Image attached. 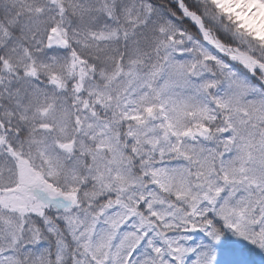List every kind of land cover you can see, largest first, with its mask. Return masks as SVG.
Returning a JSON list of instances; mask_svg holds the SVG:
<instances>
[{
	"label": "snow or ice",
	"instance_id": "obj_1",
	"mask_svg": "<svg viewBox=\"0 0 264 264\" xmlns=\"http://www.w3.org/2000/svg\"><path fill=\"white\" fill-rule=\"evenodd\" d=\"M0 264H264V0H0Z\"/></svg>",
	"mask_w": 264,
	"mask_h": 264
}]
</instances>
